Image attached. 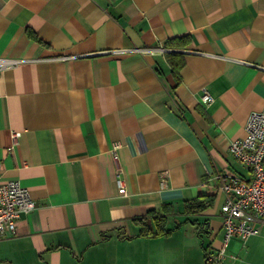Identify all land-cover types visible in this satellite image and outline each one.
I'll return each instance as SVG.
<instances>
[{"label":"crops","instance_id":"obj_1","mask_svg":"<svg viewBox=\"0 0 264 264\" xmlns=\"http://www.w3.org/2000/svg\"><path fill=\"white\" fill-rule=\"evenodd\" d=\"M0 58L22 60L0 71V175L35 203L0 264H141L161 238L203 237L190 264L218 252V177L251 179L228 146L264 109V0H0ZM256 226L208 264H264Z\"/></svg>","mask_w":264,"mask_h":264},{"label":"built area","instance_id":"obj_2","mask_svg":"<svg viewBox=\"0 0 264 264\" xmlns=\"http://www.w3.org/2000/svg\"><path fill=\"white\" fill-rule=\"evenodd\" d=\"M162 46L156 48H135L133 52L140 54L164 53ZM22 62L20 59L0 58V71L16 67ZM211 95L202 89L200 101L207 105L211 102ZM243 138L232 140L228 151L239 163L251 173L249 181L241 180L234 175L218 177V190L225 198L221 207L223 235L216 254L208 253V262H221L226 254L231 239L245 242L257 235L256 223L264 220V109L249 115ZM19 133H12L16 142ZM118 145L112 147V160L116 167L117 177L120 175L118 165ZM162 185L168 175L160 173ZM119 187L121 180L117 178ZM34 201L28 191L17 180L3 179L0 175V238L13 235L15 224L20 215L34 210ZM231 258H235L231 255Z\"/></svg>","mask_w":264,"mask_h":264},{"label":"rangeland","instance_id":"obj_3","mask_svg":"<svg viewBox=\"0 0 264 264\" xmlns=\"http://www.w3.org/2000/svg\"><path fill=\"white\" fill-rule=\"evenodd\" d=\"M192 239V241L187 239L184 243L161 238L159 240L156 239L157 242H151V244H147L146 246L142 245L140 249L145 251L149 257L145 261H142L141 264H190L191 262L188 263L189 259L187 257L188 251V255L194 253L196 260L199 262L201 261L199 242L200 240L203 241L204 238L198 239L197 237H192ZM182 243L184 244L182 245ZM228 244V246H231L232 241Z\"/></svg>","mask_w":264,"mask_h":264},{"label":"trees","instance_id":"obj_4","mask_svg":"<svg viewBox=\"0 0 264 264\" xmlns=\"http://www.w3.org/2000/svg\"><path fill=\"white\" fill-rule=\"evenodd\" d=\"M29 35H30V37H32L36 42H38L39 44H42V41L39 39V38H37L35 35H33V34H31V33H29ZM210 204H211V200L209 199V200H203V203H194V206L195 207H193V210L191 209L190 210V212H193V211H196V212H200V211H202L204 208H206V207H208V206H210ZM169 232V231H168ZM160 233L161 234H166L167 232H164V231H160ZM159 233L157 232L155 235H158ZM205 249V248H204ZM207 255H208V252L206 251V254H205V264H208V263H210V262H208V260H207Z\"/></svg>","mask_w":264,"mask_h":264}]
</instances>
